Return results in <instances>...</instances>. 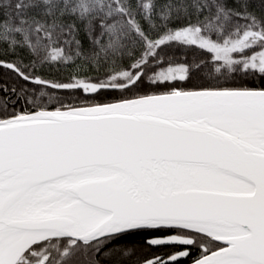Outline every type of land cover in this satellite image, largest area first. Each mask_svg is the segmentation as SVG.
<instances>
[{
    "label": "snow or ice",
    "instance_id": "snow-or-ice-1",
    "mask_svg": "<svg viewBox=\"0 0 264 264\" xmlns=\"http://www.w3.org/2000/svg\"><path fill=\"white\" fill-rule=\"evenodd\" d=\"M0 69V264H264V0H0Z\"/></svg>",
    "mask_w": 264,
    "mask_h": 264
},
{
    "label": "trees",
    "instance_id": "trees-1",
    "mask_svg": "<svg viewBox=\"0 0 264 264\" xmlns=\"http://www.w3.org/2000/svg\"><path fill=\"white\" fill-rule=\"evenodd\" d=\"M7 75H8V74H6L5 71H4L3 69H0V76H5V78H7ZM153 251H155V250H153ZM187 263H188V262H187Z\"/></svg>",
    "mask_w": 264,
    "mask_h": 264
},
{
    "label": "flooded vegetation",
    "instance_id": "flooded-vegetation-1",
    "mask_svg": "<svg viewBox=\"0 0 264 264\" xmlns=\"http://www.w3.org/2000/svg\"><path fill=\"white\" fill-rule=\"evenodd\" d=\"M185 264H188L187 261H185Z\"/></svg>",
    "mask_w": 264,
    "mask_h": 264
}]
</instances>
